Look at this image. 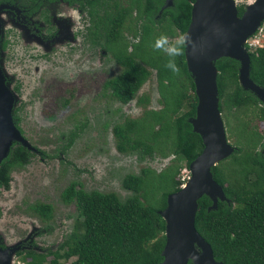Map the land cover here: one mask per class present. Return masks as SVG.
<instances>
[{"label":"trees","instance_id":"1","mask_svg":"<svg viewBox=\"0 0 264 264\" xmlns=\"http://www.w3.org/2000/svg\"><path fill=\"white\" fill-rule=\"evenodd\" d=\"M93 1L116 13L109 20L116 29L115 36L110 33L112 45L119 42L123 21L133 9L139 18H145L132 51L128 52L126 45L118 47L124 70L118 79L108 83L113 97L122 105L135 100L143 106L145 98L137 94L154 73L161 105L158 110L145 109L140 117L124 118L114 125L116 150L135 155L139 161L156 154L163 159L171 155L176 166L160 173L142 169L139 174L126 175L121 186L129 195L123 199L112 192L77 189L78 184L72 183L62 192V198L75 205L79 224L55 251L27 252L21 258L26 264H62L61 260L69 259H73L70 264L161 263L165 222L159 212L165 209L167 196L185 183L179 177L181 169H188L203 149L200 136L188 122L195 116L197 98L185 57L176 58L181 71L174 74L165 67L170 58L154 48L159 36L175 38L187 31L194 0H174L171 7L163 10V0ZM237 10L241 16L243 5ZM246 49L249 77L264 89V44ZM215 67L218 108L227 140H233L236 149L211 169L227 201H218L217 209L208 211L211 201L206 196L200 198L194 226L217 262L264 264V129H258L259 123L264 126V104L239 85L238 62L221 58ZM77 135L69 134L65 148L73 144ZM29 158L27 149L14 144L0 164V186L7 187L9 172L24 166ZM32 210L44 218L51 214L50 206L37 205Z\"/></svg>","mask_w":264,"mask_h":264},{"label":"rangeland","instance_id":"2","mask_svg":"<svg viewBox=\"0 0 264 264\" xmlns=\"http://www.w3.org/2000/svg\"><path fill=\"white\" fill-rule=\"evenodd\" d=\"M233 1L237 8L243 5L245 9L255 0ZM134 25V20L128 23L131 29ZM260 29H264V21L256 33ZM125 32V37L130 36ZM28 43L33 44L32 41ZM255 43L256 46L264 44V37H259ZM2 67L0 65V69ZM96 70L97 79L101 73L108 74V77L117 73L110 65L107 72L104 68L100 72ZM57 80L56 77L53 84H31L29 88L26 84H19L24 91L14 101L13 109L18 107L20 117L19 126L15 127L30 146L27 148L30 158L24 166L9 172L7 187L0 186V251L12 254L13 264H26L27 261L21 258L27 251L45 254L47 250H56L76 229L80 219L75 205L62 198V192L71 183H79L87 192H112L123 199L129 195L121 186L126 175L139 174L142 169L160 173L169 166H176L171 155L163 159L156 154L139 161L135 155L120 154L115 148L114 125L124 118L140 117L145 109L158 110L161 107L154 74L137 94V97L145 98L143 106H138L135 100L121 105L110 95L101 94V80L96 83L92 78V82H88L77 76L72 83L57 84ZM72 97L74 99L68 107ZM258 129H264L262 123L258 124ZM71 132L78 135L73 144L65 148ZM227 141L235 148L233 140ZM14 144L20 145L13 143L12 146ZM179 177L186 182L190 178L189 168H182ZM37 205L51 207L48 218L32 210ZM72 260L60 262L70 264Z\"/></svg>","mask_w":264,"mask_h":264},{"label":"water","instance_id":"3","mask_svg":"<svg viewBox=\"0 0 264 264\" xmlns=\"http://www.w3.org/2000/svg\"><path fill=\"white\" fill-rule=\"evenodd\" d=\"M174 0H166L162 10ZM264 21V0H255L238 16L233 0H194L187 31L195 46L185 50V63L194 84L197 106L195 116L188 120L199 135L203 149L190 163V178L179 191L167 196L166 207L159 215L165 222V245L159 264H223L214 259L212 250L195 230L198 200L206 196L210 210L218 201H227L221 186L213 179L211 169L228 158L235 148L227 141L219 111L216 61L221 58L239 63L238 82L264 103V89L250 79V58L245 44ZM16 94L5 84L0 69V164L8 156L13 143L30 149L16 129L12 110ZM13 255L0 251V264H9Z\"/></svg>","mask_w":264,"mask_h":264},{"label":"flooded vegetation","instance_id":"4","mask_svg":"<svg viewBox=\"0 0 264 264\" xmlns=\"http://www.w3.org/2000/svg\"><path fill=\"white\" fill-rule=\"evenodd\" d=\"M115 15L93 0H0V65L3 66L1 74L5 84L17 96L24 91L19 84L29 88L35 83L53 84L56 77L57 84L72 83L76 76L88 82L93 78L96 83L101 80V94L114 98L108 83L118 79L124 70L118 47L121 49L126 45L127 51L131 52L132 44L139 41L140 27L145 20L133 9L127 21H123L119 42L112 45L109 38L116 35V29L109 20ZM130 19L135 23L133 29L128 26ZM153 20H156L155 16ZM124 32L130 36L125 37ZM249 39L245 47L251 48ZM109 65L117 73L111 77L101 73L97 79L95 69L100 72L104 68L107 72ZM73 99L68 102V107ZM12 117L18 127V107L12 110ZM76 184L77 189L81 187Z\"/></svg>","mask_w":264,"mask_h":264},{"label":"clouds","instance_id":"5","mask_svg":"<svg viewBox=\"0 0 264 264\" xmlns=\"http://www.w3.org/2000/svg\"><path fill=\"white\" fill-rule=\"evenodd\" d=\"M154 48L163 51L170 58L165 67L174 74H179L181 71L176 58L184 56L186 48H191L193 54H196L195 46L188 34L178 35L172 40L167 35H161L155 40Z\"/></svg>","mask_w":264,"mask_h":264},{"label":"built area","instance_id":"6","mask_svg":"<svg viewBox=\"0 0 264 264\" xmlns=\"http://www.w3.org/2000/svg\"><path fill=\"white\" fill-rule=\"evenodd\" d=\"M263 31H264V29H260L259 32L255 33V35H254V40L252 41V43L249 41V42H250V46H252L251 48H256V47L261 46V45L256 46V45H254V44H256L255 42H257V39H258L259 37H264V33H263ZM249 42H248V43H249Z\"/></svg>","mask_w":264,"mask_h":264},{"label":"bare ground","instance_id":"7","mask_svg":"<svg viewBox=\"0 0 264 264\" xmlns=\"http://www.w3.org/2000/svg\"><path fill=\"white\" fill-rule=\"evenodd\" d=\"M252 3H249V5H251ZM14 260L13 259H9V264H13Z\"/></svg>","mask_w":264,"mask_h":264}]
</instances>
